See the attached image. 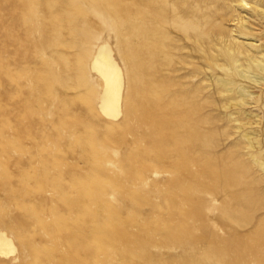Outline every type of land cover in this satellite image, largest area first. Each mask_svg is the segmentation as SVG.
<instances>
[{"label": "rangeland", "instance_id": "rangeland-1", "mask_svg": "<svg viewBox=\"0 0 264 264\" xmlns=\"http://www.w3.org/2000/svg\"><path fill=\"white\" fill-rule=\"evenodd\" d=\"M146 1L0 0V230L16 247L0 264H264L251 128L208 97L206 50L179 37L177 71L138 79ZM218 2L208 47L218 27L246 43L247 14ZM104 44L124 77L118 119L100 109Z\"/></svg>", "mask_w": 264, "mask_h": 264}, {"label": "bare ground", "instance_id": "bare-ground-1", "mask_svg": "<svg viewBox=\"0 0 264 264\" xmlns=\"http://www.w3.org/2000/svg\"><path fill=\"white\" fill-rule=\"evenodd\" d=\"M218 1L151 0L150 6L146 1L140 22L138 79L148 83L151 73L161 71L164 67L177 71L176 66L183 61L175 60L172 58L174 54L166 50L172 46L169 37H179L178 42L183 45L192 44L193 50L199 53L206 50V62L212 64V68L204 73L210 88L208 97L216 96L218 106L231 111L238 130L246 126L251 128L243 135V139L253 151L251 157L254 167L264 176L262 139L257 130L262 124L261 114H264V0H234L238 4L237 8L247 14L246 17H241L238 31L239 37L247 42L237 43L227 39L223 28L218 27V40L213 46L219 50L215 51L213 43L210 44L212 47H208V34L202 28L205 21L209 20L208 16H212L213 11L209 5L219 4ZM192 21H197L198 24H191ZM104 45L100 46L93 63V69L101 75L104 83L100 109L106 117L118 119L123 113L124 77L113 60L109 47ZM246 109L249 110L244 117L238 118L240 111ZM15 252L12 239L0 230V256L6 257Z\"/></svg>", "mask_w": 264, "mask_h": 264}]
</instances>
